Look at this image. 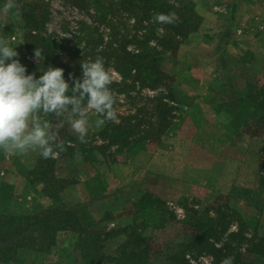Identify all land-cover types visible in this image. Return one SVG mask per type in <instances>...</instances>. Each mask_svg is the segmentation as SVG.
<instances>
[{"label":"rangeland","instance_id":"obj_1","mask_svg":"<svg viewBox=\"0 0 264 264\" xmlns=\"http://www.w3.org/2000/svg\"><path fill=\"white\" fill-rule=\"evenodd\" d=\"M48 1L51 15L46 32L62 41L69 40V46L77 45L80 49L77 59H93L95 51L105 50V56L111 57L108 70L112 81L120 82L122 77L114 67V60L125 45L126 50L132 52L139 48V40L149 39L151 48L164 52V68L175 89V100L169 101L175 107L171 127L139 152L116 154L111 166L105 162L96 167L81 161L72 165L60 157L59 173L67 175L74 170V175L80 177L77 185L67 191L69 199L80 200L96 217H101L107 206H112L116 213L124 211L127 200L135 197L138 190H150L162 196L176 218L150 231L152 260L158 264H166L158 257L159 252L184 238L186 228L182 219L188 208L220 199L228 201L246 217L261 215L255 205L240 196V189L258 187L257 166L264 131L252 135L253 131L259 132L256 125L240 123V107L235 102L248 82L264 81V0L236 3L233 0H194L202 23L182 40L174 53L154 41L166 34L163 23L154 19L142 24L135 22L126 8L128 3L122 0ZM20 22L0 9V39L13 38L19 44L18 58L28 68L26 60L39 63V59L29 53L26 57L22 54L27 49ZM135 33L138 36L133 37ZM136 88L130 90L132 96H137L138 91L148 110L151 104L146 97L156 96L159 91ZM119 101L118 111L135 112L131 98L121 94ZM88 116L89 130L97 131L95 120L100 117L94 111H89ZM59 120L63 122V117ZM69 125L75 131L70 122ZM39 152L29 149L8 154L0 150V198L5 194L21 201L31 211L53 204L51 198L44 196L40 184L25 177ZM95 171L101 173L106 186L98 198L87 184ZM122 218L118 216L117 221ZM236 227L234 223L232 228ZM108 243L107 250L113 251L118 241ZM78 260L76 233L66 229L58 231L50 253L30 256L26 262L79 264ZM213 260L210 255H199L194 262L212 264Z\"/></svg>","mask_w":264,"mask_h":264},{"label":"trees","instance_id":"obj_2","mask_svg":"<svg viewBox=\"0 0 264 264\" xmlns=\"http://www.w3.org/2000/svg\"><path fill=\"white\" fill-rule=\"evenodd\" d=\"M122 1L128 3L126 8L140 24L155 20L158 13L175 14L172 23H163L166 34L154 39L162 49L171 53L178 51L182 40L195 32L203 20L194 0ZM3 3L4 0H0V9ZM8 12L21 21L27 49L22 53L24 57L35 55L36 48L42 52L39 63L26 60L29 73L35 72L38 77L49 65L63 67L70 89L75 82L70 73L83 78L80 62L85 58L77 59L80 52L77 45L69 46V40L62 41L46 32L51 15L48 0H16L15 8ZM132 36L136 37L138 33ZM138 47L131 52L125 45L114 60V67L122 77L120 82L112 81L110 85L118 120H106L97 131L89 130L85 140L81 141L79 133L69 125L71 105L59 115L44 114L42 110L38 113L40 121L48 119L51 122L55 142L61 144L63 150H57L55 157L47 159L39 152L25 177L40 184L44 196L51 198L53 204L31 211L21 201L2 195L0 264H28L26 261L30 256L50 253L58 231L66 229L76 233L79 264H158L152 260L150 231L176 218L162 196L150 190H138L135 197L127 200L128 205L121 213L107 206L104 214L96 217L87 204L80 200L73 202L67 195V191L77 185L79 175H74V170L67 175L58 171L60 157L72 165L81 161L94 167L105 162L111 166V161H116V154L137 153L171 127L175 107L169 101L175 100V89L170 74L164 68V52L151 48L149 39L139 40ZM104 51H95L93 59L102 57L108 69L111 57H106ZM258 81L248 82L235 102L240 107V123L256 125L259 132L253 131L252 135L264 131V81L259 84ZM137 86L159 91L156 96L146 97L151 104L148 110H145L146 103L140 100L138 91L137 96H132L131 92L137 90ZM69 94L72 95L71 92ZM121 94L132 99L130 104L136 108L134 113L118 111ZM81 103L83 106L84 102ZM62 117L63 122L59 120ZM257 172V189L242 187L240 196L255 205L261 215L246 217L228 201L220 199L198 208H188L182 219L186 228L184 238L163 248L158 257L166 264H198L194 261L199 255L212 256V264H221L228 256L233 258V264H264V140L259 148ZM102 177L99 171H95L88 178L87 184L95 198L106 190ZM118 216L123 217L121 221H117ZM234 223L236 229L232 228ZM110 240L118 241L113 251L107 250Z\"/></svg>","mask_w":264,"mask_h":264},{"label":"clouds","instance_id":"obj_3","mask_svg":"<svg viewBox=\"0 0 264 264\" xmlns=\"http://www.w3.org/2000/svg\"><path fill=\"white\" fill-rule=\"evenodd\" d=\"M15 6L16 0H4L2 10L8 12ZM174 16V13H158L155 20L172 23ZM18 45L13 38L0 39V150L19 154L38 149L45 159L63 150V146L55 142L51 122L38 119L41 110L44 114L59 115L71 105L69 122L81 141L85 140L91 126L89 111L99 114L100 118L95 120L97 127L106 120H118L110 87L113 77L102 57L82 60L83 78L70 73L75 81L70 89L63 67L49 65L38 77L35 72L29 73L18 58ZM41 55V50L36 48L35 57L40 59ZM221 264H233V258L225 257Z\"/></svg>","mask_w":264,"mask_h":264},{"label":"crops","instance_id":"obj_4","mask_svg":"<svg viewBox=\"0 0 264 264\" xmlns=\"http://www.w3.org/2000/svg\"><path fill=\"white\" fill-rule=\"evenodd\" d=\"M238 1H239V0H233V3H236V2H238ZM232 7L236 8L234 5H233Z\"/></svg>","mask_w":264,"mask_h":264}]
</instances>
